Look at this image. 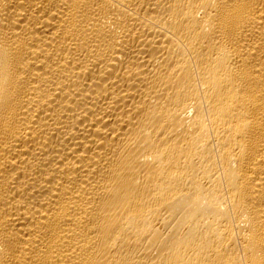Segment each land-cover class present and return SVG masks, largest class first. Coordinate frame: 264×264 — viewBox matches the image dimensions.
<instances>
[{"label": "bare ground", "instance_id": "6f19581e", "mask_svg": "<svg viewBox=\"0 0 264 264\" xmlns=\"http://www.w3.org/2000/svg\"><path fill=\"white\" fill-rule=\"evenodd\" d=\"M0 264H264V0H0Z\"/></svg>", "mask_w": 264, "mask_h": 264}]
</instances>
